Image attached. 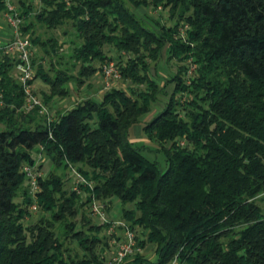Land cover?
Segmentation results:
<instances>
[{
	"label": "trees",
	"instance_id": "1",
	"mask_svg": "<svg viewBox=\"0 0 264 264\" xmlns=\"http://www.w3.org/2000/svg\"><path fill=\"white\" fill-rule=\"evenodd\" d=\"M45 1L55 8L38 14L37 22L53 28L72 20L82 39L74 50L78 75L58 72L49 79L38 72L34 55L32 82L49 85L46 104L69 95L71 82L91 79L94 62L112 61L105 46L118 53L121 77L146 89L111 88L101 101L86 98L48 124L38 109L23 110L16 59L0 53V264H104L109 238L99 235L109 225L86 216L93 198L108 208L122 204V220L138 245L144 251L151 245L158 259L144 252L123 264H264V0H193L189 6L169 0L179 21L194 10L185 40L147 29L130 8L147 7L146 1ZM5 10L0 0V15ZM31 10L21 5V32L33 38L31 24L25 25ZM32 38L34 45L48 44ZM142 49L157 61L163 50L169 59L192 51L195 70L188 74L185 64L161 86ZM170 84L165 108L144 127L165 156L160 165L143 155L130 131ZM186 94L195 97L182 104L177 95ZM35 152L49 155L57 170L86 165L94 186L80 185V194L65 190L55 169L41 175ZM27 166L37 174L38 191L31 190ZM33 204L42 215L27 224ZM74 242L81 254L72 253Z\"/></svg>",
	"mask_w": 264,
	"mask_h": 264
},
{
	"label": "rangeland",
	"instance_id": "2",
	"mask_svg": "<svg viewBox=\"0 0 264 264\" xmlns=\"http://www.w3.org/2000/svg\"><path fill=\"white\" fill-rule=\"evenodd\" d=\"M16 7H18L19 11H21V5L26 3V5H30L32 7L31 13L26 17L25 25L31 24L30 32L33 33V38L38 37L41 42H48V44L43 47L39 44L34 45V55L36 56V62H37V70L43 71V74L49 78L53 79L55 78L59 73L62 72V74H59L62 76H71L72 73L75 75H78L79 71L81 70V66H78L76 69L75 66L78 62H76L75 56H74V50L82 44V39L79 37L74 23L72 20H65L63 24H60L53 28H48L46 25H41L35 17L38 14H41L42 12H47L50 10H53L55 8V4H47L45 0H10ZM140 2L146 1L149 3V6L147 7H140L137 9H134V7H130L135 14L142 19L145 27L153 32H156L157 34H170L173 33L177 37H181L184 40L186 39L188 30L190 29V24L187 23L188 20H186L187 16L193 15L194 10L190 9L187 13H182L184 20L179 21L178 15H175L173 18L171 5H166L169 0H157V5H154L152 3L153 0H138ZM186 5L189 6L192 4L193 0H185ZM0 15V25H5L3 22V19ZM144 19V20H143ZM181 19V18H180ZM177 24V25H176ZM171 27V28H170ZM116 34H120L119 31L116 32ZM26 36L29 38L30 33L26 34ZM32 38V37H30ZM29 38V39H30ZM32 38V39H33ZM52 39L53 41H49ZM55 39L58 40L57 43L55 42ZM32 42V41H31ZM52 43L55 44V49H52ZM194 46V45H193ZM104 52L111 57L114 58L112 61L116 64L118 63V53L113 49V47L105 46ZM141 52H144L146 54L144 60L148 66V69L150 70L151 76L159 82L161 86H163L168 78H171L173 75H176L179 73V71L184 68L183 66L186 64L190 66L189 73L192 74V72L195 70V65L191 62V55L192 51L184 55L181 59H169L167 55V51L163 50L162 56L160 60H154L153 55H149V52L144 51V49L141 50ZM152 54V53H151ZM187 58V59H186ZM127 59V55L124 54L123 58ZM110 62V60H105L103 63L94 62L93 66H96L98 68V71L94 74V76L90 79L85 77L84 84L79 85L76 81H73L69 84L70 93L69 95L65 97H59L56 96L53 98L52 102L49 104H46L48 108L50 109L51 114L53 113V110L56 111V109L52 108L51 105L53 104L54 107L63 109L65 111L66 108L71 107V105L76 102V100L86 99V98H94L98 101H101L103 98V95L107 90H110L111 88H118L125 90L127 92H131L130 90H135L136 92H144L146 89V84H138V83H131L130 81L124 80L122 77L117 80H112L111 87L106 88V81L104 79V76L102 72L100 71L103 65ZM16 73V72H15ZM187 79V78H186ZM37 85L35 86L34 82V90L35 94L43 100V96L45 94H41V91L47 90L46 93H49V85L42 81V79L38 78ZM189 81V80H188ZM174 85L170 84L167 89V94L161 93L158 97V102L152 105L151 110L143 116L139 123H137L135 126L132 127L130 131V140L132 142H135L136 145H139L143 148V155L148 158L151 161H157L160 163V165L165 164V156L160 150V146H158L157 143L151 141L148 139L144 127L149 123L157 114H159L164 108L165 104L168 102V99L170 97V94L173 90ZM44 92V93H45ZM43 93V92H42ZM179 97V100L182 104H184L186 101L192 100L195 96L194 94L190 95H177ZM53 115V114H52ZM184 144V143H182ZM37 158V165H42V169L40 170V173L43 177L47 176L52 170L54 171L55 166L53 165V162L49 155L45 153L37 154L36 152L33 154ZM93 171L88 168L84 164H70L69 168L66 170L63 169H55L54 176H58L64 183V189L69 190L73 189L74 187H77L79 184V180H85L89 183V185H84L92 188L94 186V181L88 180L86 177L89 175L90 177L92 175ZM79 176V177H78ZM83 178V179H82ZM27 187V182L24 184V188ZM17 202L22 201L21 194L16 199ZM106 202L109 203L107 200ZM104 203V202H103ZM110 208L107 206L105 207V213L106 216L110 220H122V213L121 210L123 208L122 204L118 203L117 201H114L112 203ZM264 206V201L262 202ZM126 207H132L130 205H127ZM90 207H88L87 211L85 212L88 219L91 220L93 224L99 225L101 224L100 218L94 216L91 213V210H89ZM42 212L40 211H33L32 217L29 218L26 223H34L36 222L40 217ZM82 215L80 214L77 218V222L79 223V226L82 224ZM108 235L105 230L101 231L100 235L101 238ZM109 238V236H108ZM110 240V239H109ZM71 249L74 253H82L81 249L78 247L77 243L74 242L70 244ZM110 246V245H109ZM111 246L107 250L106 253V259H109L111 257ZM149 255V257L154 260V262H157V256L150 245L146 251H144Z\"/></svg>",
	"mask_w": 264,
	"mask_h": 264
},
{
	"label": "built area",
	"instance_id": "3",
	"mask_svg": "<svg viewBox=\"0 0 264 264\" xmlns=\"http://www.w3.org/2000/svg\"><path fill=\"white\" fill-rule=\"evenodd\" d=\"M2 14L12 34L7 42H0V53L10 55L16 59V76L25 94L23 110L30 112L34 109H38L39 114L45 116L47 123L50 124L53 121L50 109L45 102L35 94L32 82L36 73L33 63L34 48L31 40L21 32V24L23 22L21 12L10 0H6V10ZM101 72L106 81V88L111 87L112 80L121 78L120 69L113 61L103 65L101 67ZM24 171L29 177L31 190L33 192L38 191L37 174L34 169L27 166ZM78 182V186L74 187L73 190L80 194V185H89V183L84 179ZM105 207V202L103 203L95 198H93L90 203L91 213L100 218L103 223L109 225L107 234L110 239L109 244L112 248V252L111 257L107 259L104 264H123L127 258L144 253L143 248L138 245L136 241L135 232L123 220H110L106 216ZM31 210L37 211L38 205L33 204ZM172 264H175V262Z\"/></svg>",
	"mask_w": 264,
	"mask_h": 264
},
{
	"label": "crops",
	"instance_id": "4",
	"mask_svg": "<svg viewBox=\"0 0 264 264\" xmlns=\"http://www.w3.org/2000/svg\"><path fill=\"white\" fill-rule=\"evenodd\" d=\"M1 18L3 19V22H4V24L5 25H0V42L1 43H3V42H7L10 38H11V30H10V28H9V26H8V24L6 23V21H5V19H4V17H3V14H1ZM34 85L36 86L37 85V81L35 80L34 81ZM43 92V93H42ZM45 91H41V94H42V96H43V94H45L46 92H47V90H46V92L44 93ZM83 100H85V99H79V100H76V102H74L72 105H71V107H69V108H66L65 109V111L63 110V109H60V108H56V107H54L53 106V104L51 105V107L52 108H54V109H56V111L55 110H53V115L54 116H57V115H59L60 113H64V112H66L68 109H70V108H73L78 102H81V101H83Z\"/></svg>",
	"mask_w": 264,
	"mask_h": 264
}]
</instances>
